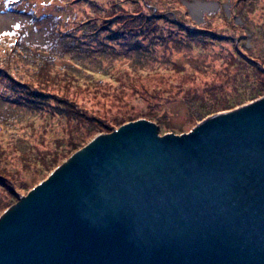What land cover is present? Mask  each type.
Returning a JSON list of instances; mask_svg holds the SVG:
<instances>
[{"label":"water","instance_id":"obj_1","mask_svg":"<svg viewBox=\"0 0 264 264\" xmlns=\"http://www.w3.org/2000/svg\"><path fill=\"white\" fill-rule=\"evenodd\" d=\"M0 264H264V96L94 137L0 215Z\"/></svg>","mask_w":264,"mask_h":264},{"label":"trees","instance_id":"obj_2","mask_svg":"<svg viewBox=\"0 0 264 264\" xmlns=\"http://www.w3.org/2000/svg\"><path fill=\"white\" fill-rule=\"evenodd\" d=\"M3 1L5 2L8 10L28 13L29 20H26L25 22H16L9 29H5L0 32V89L2 85L7 84L13 92V94H8L12 95L11 102L21 104L28 103L32 106L24 109L19 108L20 110L14 114L17 115L15 119V126L7 125L0 120V126L5 129V131H1L4 134V138L1 139L3 142H0L1 190H3L1 186L6 184L7 179L6 173L4 172L5 169H11V167L16 164L19 168L20 165L23 164V158L21 156H34L41 152H45L46 155H48L52 152V149L46 147L43 141H40L39 143L38 139L34 140V137H31L34 134L32 130L35 128L34 126H40L38 123L40 119L52 122V118H75L78 124L83 121V118L80 116L85 115L83 117L87 120H89V118H95V120L98 119L100 123L99 127L93 129L89 128L86 130L87 133L86 131L81 133L79 136L84 135L82 140L75 144L72 142V144L63 146V144L59 145L58 143V145H56L58 148H56L51 154L53 159L52 169L63 163V156L68 157L77 149H80L83 145H85L95 132L100 130L107 132L117 127V125L112 127L107 126V123L110 124L111 121L108 116H88L92 113L91 110L94 108L92 105H97L98 102L88 101L89 98L85 99V93L80 94V96L87 101V106L82 105L78 101V98H73L68 95V92L71 91L66 90L59 93L57 88L67 89V87L74 84L71 80L77 79L81 83L85 84L92 82L87 79V76H75L71 72L63 74L58 72L56 75V73L52 72V64L55 63L56 60L64 57L66 54L69 55L70 59H73L72 66L74 68L82 70L85 68V70L91 71L86 73V75L91 77L95 76V72H99L101 74L110 73V70L114 68V64L108 65V61H105V59L109 56L113 57L112 61L118 57H124L129 60V64H140L139 67L147 68V70H149V68H152V64H156L157 66H162L166 63L182 65L183 63L179 62L178 59L182 58L183 54L189 55V53H192L191 51L194 50L192 41L198 39L205 40L204 44L200 43L198 46V50L202 56H205V50L209 48L208 44H210V46H214L215 42L218 43V41H220L222 43L221 45L226 43L231 46V49L233 50L232 55L235 57L233 58L234 61H230L228 57H224L220 54L224 57L222 62L227 64V72L225 71L222 77L228 75L233 76L234 79L229 80V84L231 85L230 90H227L225 88V84L220 82L219 85L215 86H221L223 89L222 92L216 90L214 94L209 97L203 95L202 101L206 103L212 100L216 104L219 101L225 103V101L223 102L222 100H227L233 87L236 89L235 91L238 89V82L236 80L238 78V67L242 62L250 63L251 71H253V66L257 67L256 71L259 73L258 82L260 84V89L256 87H254V89H258L259 91L264 90V63L258 62L255 59L257 57L252 58L255 56L253 54H249V58L243 56L244 54L248 55L246 52L249 51V48L245 46V41H242L247 34L245 31V24L242 30H240V24L233 26V28L239 29L238 34H219L216 31L219 25L212 22V19L217 20L214 19L217 17L216 13L205 14V16L212 14L209 16L211 21L204 20L195 24V32H192L189 27L179 26L184 20H179L178 11L176 12V10H174V13L176 14L179 22L173 23L178 26V28L169 25L168 22L159 21V19L167 16L154 17L152 15L153 8L155 7L152 3H156L158 1L160 3H165L162 0H85L86 3H80L81 0H69L66 4L57 5V7L55 6V11L52 12H49V8L51 7L50 5L48 9H43L45 11L43 13H39L35 2L31 3V6L25 9L22 7L23 4H20L21 0ZM217 1L219 2L221 0ZM245 1L246 0H232L231 4V9L235 8L237 12H239L238 6L243 5V15L241 14L243 23L245 22L244 16H248L244 15V13L246 14L250 12L247 7L244 6ZM87 2H90V4L88 5ZM163 8L167 9L168 5ZM261 9L263 13H260L261 15L257 18V20H261L263 22L264 5L259 6V10ZM183 18L186 22L191 21L187 15L183 14ZM224 18L231 20V18L229 16L227 17L225 14ZM223 23L224 21L220 24L223 25ZM40 27L45 29V41L38 44L27 41L26 38L31 29H40ZM252 31L255 39L258 32L254 30ZM72 37L73 41L71 44H64V39L69 40ZM179 39L182 40L181 45L173 46L177 41H179ZM63 44L64 47H62ZM173 50L176 51L178 55H182V57H174ZM261 50L264 52L263 49ZM151 53H154V58L150 57ZM237 53L242 56L240 60L236 59ZM45 54L47 55L46 57H44ZM195 55L198 56L197 54ZM258 57L263 56L259 55ZM253 59H255V61ZM50 60H52V62H49ZM99 60H102V63ZM236 60L239 63H237ZM193 64L195 66L198 65L196 63ZM63 67L64 65L59 62L58 68L63 69ZM192 73L194 72L192 71ZM110 77L120 80L119 72L117 70H115ZM187 77L188 76H183L177 81L172 78L171 81L173 82H170V87H163V89L158 92L157 96L156 94L160 87L154 85V87L150 89L152 85L142 83V89H140L139 93H137L134 97L137 101L139 96L147 94L145 105L151 106L156 102L158 104H163L166 98L171 96L175 97L183 93H190V97L198 95L200 89L191 90L193 84L189 83L190 80H187ZM43 78L48 80L50 84L47 85L46 83H43ZM183 78L185 79L183 80ZM137 80H139V78H134L132 80V84H135ZM178 81L181 82L178 83ZM233 83H235L234 86ZM247 85V81L244 79L242 82V90L240 91L241 95H243L244 88H246ZM132 87H135V85H132ZM165 90H169V95L162 98L161 93ZM151 91L154 92L150 93ZM257 94L253 93L249 97L256 96ZM153 97L155 100H150V98ZM44 98H48L46 99L48 101L47 103H43ZM240 98L244 99L246 97L242 96ZM104 99L106 100L102 101V105L103 107H107L106 104L109 103L107 101V96H105ZM197 100L198 99H196L194 103ZM241 100H236L238 102L236 104L238 105ZM5 102L8 105L6 100ZM232 103L233 102H230V100L226 102V105L229 106L228 108L233 106L229 110L237 108V105H233ZM121 104H119V106H121ZM204 104L199 105L202 107ZM131 105L133 106V103H131ZM100 106L101 105H99L98 108ZM160 106L162 107V105ZM228 108L223 107L218 109L216 112L228 111ZM209 109L208 112L205 113L206 115L194 117L195 120H193V122L195 121L196 124L201 122L203 118L210 114L211 110ZM133 118L135 117H129V119ZM31 121L34 125L31 129H29L28 125ZM69 122L73 123L72 120H69ZM20 134L21 136L29 134V138L26 137L23 140L26 145L24 147L28 150L24 151L19 148V153L21 155L16 154L12 149L13 145H17L16 143H18V140L16 137H21ZM11 136H13L12 139L7 138H10ZM77 144L78 146L75 147ZM69 146L71 150L67 151ZM3 155L4 159H1ZM48 167L51 169L50 166ZM36 183L37 181L34 184ZM22 187L23 186L18 189L20 191L18 192V195L23 193L24 188ZM12 196L13 195L5 196L6 198L1 201L0 208H5V206L10 204L13 199H16Z\"/></svg>","mask_w":264,"mask_h":264},{"label":"rangeland","instance_id":"obj_3","mask_svg":"<svg viewBox=\"0 0 264 264\" xmlns=\"http://www.w3.org/2000/svg\"><path fill=\"white\" fill-rule=\"evenodd\" d=\"M165 3H160L159 1L156 3H152L155 7L153 8L152 15L154 17H161V16H167L159 19V21H165L168 22L169 25L176 26L173 22H179L177 19L176 14L174 13V10L176 12L178 11V18L179 20H184L180 23L179 26L183 27H189L192 32H195V24H198L204 20H210L209 16H205L207 13H216L217 17L213 20V23H217L219 27H217V32L219 34L225 35V34H238L239 29L233 28L234 25L240 24L241 28L243 29V26L245 24V31L247 32L246 36L242 40L245 41V46L249 48V51L246 52L248 55H243L246 58H249V54H253L257 57L255 58L258 62L264 63V52L261 50H264V21L257 20L259 16L263 13L262 9L259 10L260 5H264V0H246L244 3V6L247 7V9L250 11L248 13H244L245 22L243 23V5L238 6V11L234 8L231 9L232 0H162ZM36 3V8L39 11V13L45 12L43 9H48L49 12L55 11V6L57 5H63L69 2V0H21L20 4H23V8H28L31 6V3ZM80 3H86L85 0H81ZM89 5L90 2H87ZM168 5L167 9H164ZM149 7V6H148ZM151 8V7H149ZM261 13V14H260ZM149 14V13H147ZM183 14L189 16L191 21H185L183 18ZM224 14L230 19H225ZM242 14V15H241ZM26 20H29V14L24 12H17V11H11L6 8L5 2L3 0H0V32L9 29L14 23L16 22H25ZM233 20V21H232ZM223 23L220 24V23ZM258 21V22H257ZM243 23V24H242ZM231 26V27H230ZM72 28V27H70ZM257 31L258 35L254 39L253 31ZM44 35H43V34ZM46 39V33L45 29L43 27H40V29L32 28L29 32V35L27 36L26 40L30 41L31 43L38 44L43 43ZM254 39V40H253ZM73 41V37L68 39H64V44H71ZM181 39L176 42L173 46H180L181 45ZM200 43H205L204 39H198L195 41H192V45L194 47V50L191 51L192 53H189V55H178L176 51L174 52V57H182L179 58L178 61L182 62V65L174 64V63H166L164 65L157 66L156 64H152V68H141L139 67L140 64L131 63L129 64V60L124 57H118L117 59L113 60L112 56H109L105 59V61L108 63V65L114 64V68L110 70V73L108 74H101L99 72H93L95 76H88L86 73L91 72L89 70H85V68L77 69L72 66L73 59L69 58V55L66 54L64 57H62L59 60H56L55 63L52 64V72L56 73V75L59 73H68L71 72L75 76H87V79L92 81L89 84L81 83L79 80H71L73 81V85L67 87V89H58L59 93L63 91H71L68 92V95L72 96L73 98H78V101L82 104L87 106V101L84 100L88 99V101H97V105H92L93 110L91 114L88 116H108V118L111 120L110 124L107 123V126L112 127L116 126L118 128L120 125L127 123L132 120L136 119H148L153 122H155L159 129V134H165L169 132H175V133H182L181 131H189L197 124L195 121L193 122L194 117H198L201 115H206L205 113L208 112V109L210 111V115L217 113L218 109H221L223 107L228 108L229 106L226 105V102L230 100V102H233L232 104L238 103L236 100H241L242 96H245L246 98L239 101V104L236 107H239L241 105H244L246 103L251 102L254 99H257L259 97L264 96V90L259 91L260 84H259V73L256 71L257 67L253 66V71H251V64L250 63H244L242 62L241 65L238 67V89L231 90V93H229V97L227 100H222L223 102H217V104L214 101L209 102H203L202 97L205 96H211L214 94L216 90L222 92L221 86H215L219 85L220 82L222 84H225V88L227 90H230L231 85L229 84V80H233V76L226 75L225 77H222V75L227 72V64L222 62V59L224 57H228L230 61H234L233 58H235L232 55L233 50L231 49V46L218 41V43L215 42L214 46H210L209 48L205 50V56H202V54L198 50V46ZM64 44L62 47H64ZM173 44V43H172ZM184 44V43H183ZM85 47V46H83ZM183 47V46H182ZM62 50V49H61ZM60 50V51H61ZM94 53V52H93ZM181 53V52H180ZM197 54L198 56H196ZM222 54L223 56H221ZM43 55V54H42ZM259 55L263 57H258ZM47 55L45 54L44 57ZM189 56V57H188ZM151 58H154V53L150 54ZM239 57V58H238ZM242 56L237 53L236 59L241 58ZM185 61H184V60ZM255 59H253L255 61ZM102 63V60H99ZM237 61V60H236ZM49 62H52L50 60ZM64 65L63 69L58 68V63ZM247 62V61H246ZM193 63H196L198 65H194ZM237 63H239L237 61ZM135 64V65H134ZM40 68V67H38ZM117 70L119 72L120 80H116L114 77H110L112 73ZM192 71L194 73H192ZM254 72V74H253ZM188 76L187 80H190L189 83L193 84V87L191 90H198L199 94L196 96L190 97L189 94H181L177 96H171L169 98H166L165 102L163 104H158L157 102L154 103L151 106H146L145 102L147 99V94L143 96H139V98L134 97L137 93H139V90L142 89L141 84L142 83H148L149 85H152L150 89L154 87V85L160 87V89L157 91L156 96L158 95V92L163 89V87H170L172 78H174L175 81L180 80L182 77ZM134 78H139V80L136 81L135 84H132V80ZM185 78H183L184 80ZM247 81V87L244 88V93L241 95L240 91L242 90V82L243 80ZM43 83H46L47 85L50 84L48 80L43 78ZM181 81H178V83ZM235 83H233L234 86ZM132 85H135V87H132ZM254 87L258 88L257 90L254 89ZM190 90V89H189ZM255 90V91H254ZM155 91V90H154ZM154 91H151L150 93H153ZM13 94L12 90H10L9 86L2 85L0 89V120L7 124V125H14L15 126V119L17 115H14L19 108H27L32 105L25 103H17V102H11V96L8 94ZM85 93V97L83 98L80 96V94ZM143 94V92L141 91ZM253 93H259L256 96L249 97ZM169 95V90H165L161 93L162 98ZM241 95V96H240ZM105 96H107V107H103L102 101L106 100L104 99ZM155 96V97H156ZM82 98V99H80ZM45 99V100H44ZM43 103H47L48 101L44 98ZM198 99L195 103L194 101ZM5 100L8 102V105L6 104ZM14 100V99H13ZM150 100H155L154 97L150 98ZM122 103V104H121ZM133 103V106L131 105ZM205 103V104H204ZM212 105H211V104ZM121 104V106H119ZM198 104V105H197ZM199 104H204L202 107ZM101 105L99 108L98 106ZM162 105V107L160 106ZM133 107V108H131ZM233 106L228 108L227 110L231 109ZM214 112H213V111ZM85 116V115H83ZM80 116L83 118V121L77 124V120L75 118L70 119H61V118H52V122H48L45 119H40L38 123L40 124L39 127L34 126L35 128L33 130V135L31 137H34L35 139L40 141H43L45 143V146L52 149V152L48 155H46L45 152H41L38 155L34 156H28L23 157V164L20 165V167H17V164L12 166L11 169L6 170L5 173L7 176L6 184L4 186L2 185V189H0V204L1 201L6 198L5 196L13 195L12 197L16 198L11 201L10 204L6 205L5 208H0V215L13 203L18 201L21 196L28 193L29 190L35 187L37 184H39L42 180L46 179L49 174L56 169L58 166H56L54 169H52V156L51 154L55 151L56 145H68V144H75L78 141H81L83 136H79L81 133L85 132L87 129L91 128H97L100 126V123L95 118H89L87 120L85 117ZM135 117L133 119H129V117ZM207 116V117H208ZM205 117V118H207ZM97 118V117H96ZM203 118V119H205ZM202 119V120H203ZM69 120H72L73 123H70ZM52 123V124H51ZM33 122L31 121L29 126V129L32 128ZM8 126V127H11ZM115 128V129H116ZM172 128V129H170ZM114 130V129H112ZM112 130H109L107 132H110ZM5 131L3 127L0 126V142L1 139L4 138V134L2 133ZM87 133V131H86ZM101 133H106L105 131H97L93 134V136L85 143V145L91 141L94 137L98 136ZM21 136V134H20ZM79 136V137H77ZM28 137L29 134H24L21 137H16L18 140L17 145H13L12 149L16 154H19V148L26 151L24 146V139ZM77 137V138H76ZM8 139H12L13 136ZM76 138V139H75ZM81 143V142H80ZM79 143V146H80ZM78 146L75 145V147ZM70 146L68 147L67 151H70ZM78 150V149H77ZM76 150V151H77ZM70 156V155H69ZM68 156V157H69ZM66 156H63V162L68 158ZM1 159H4V155L1 157ZM1 163V160H0ZM51 169H49V167ZM50 171V173H49ZM38 175V176H37ZM42 176V177H41ZM41 177V179H40ZM41 180V181H40ZM37 181L36 184H34ZM40 181V182H38ZM34 184V185H33ZM13 186V187H12ZM19 186V187H18ZM23 186V193L18 195V192H20L18 189ZM15 188V189H12ZM25 190V191H24ZM22 191V189H21ZM17 195V196H16ZM11 197V198H12ZM19 197V198H18Z\"/></svg>","mask_w":264,"mask_h":264},{"label":"bare ground","instance_id":"obj_4","mask_svg":"<svg viewBox=\"0 0 264 264\" xmlns=\"http://www.w3.org/2000/svg\"><path fill=\"white\" fill-rule=\"evenodd\" d=\"M189 131H190V130H189ZM84 146H85V145H83L82 147H84ZM82 147H81V148H82ZM75 152H76V151H75ZM75 152H73L70 156H72ZM70 156H69V157H70ZM69 157H68V158H69ZM68 158H67V159H68Z\"/></svg>","mask_w":264,"mask_h":264}]
</instances>
